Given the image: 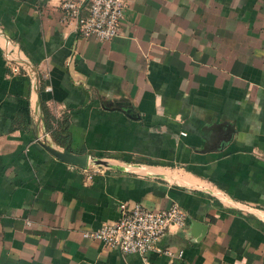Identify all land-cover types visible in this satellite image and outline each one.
<instances>
[{"label":"crops","instance_id":"crops-1","mask_svg":"<svg viewBox=\"0 0 264 264\" xmlns=\"http://www.w3.org/2000/svg\"><path fill=\"white\" fill-rule=\"evenodd\" d=\"M41 105L70 150L155 174L56 158L34 138L63 145ZM136 201L186 212L147 252L156 264H264V0H126L106 40L58 0H0V264H140L82 235Z\"/></svg>","mask_w":264,"mask_h":264},{"label":"built area","instance_id":"built-area-1","mask_svg":"<svg viewBox=\"0 0 264 264\" xmlns=\"http://www.w3.org/2000/svg\"><path fill=\"white\" fill-rule=\"evenodd\" d=\"M125 4L126 0H58L61 17L72 21L78 34L93 36L98 40H106L117 34ZM3 54L11 71L25 67L21 50L12 39H6ZM89 166L98 167L94 164ZM186 217V212L176 202L157 209L144 207L137 201L131 205L120 202L115 219L84 230L82 235L118 247L122 252L137 253L140 264H156L148 258L147 252L155 249V242L170 227L184 226ZM161 251L167 255L180 254L179 250L173 253L167 248Z\"/></svg>","mask_w":264,"mask_h":264},{"label":"water","instance_id":"water-1","mask_svg":"<svg viewBox=\"0 0 264 264\" xmlns=\"http://www.w3.org/2000/svg\"><path fill=\"white\" fill-rule=\"evenodd\" d=\"M42 132L43 135L41 137L38 136L36 131L34 132V138L42 147H44L50 154H52L56 158L77 165L81 168H87L89 164H94V165H101L104 167H109L119 170H124L127 168H135L136 170L140 169L149 174H155L142 167V165L139 163L125 162L118 164V163H113L112 161L106 158L90 154L88 152H74L68 148V142L63 143V145L58 147L57 145H54L51 139H49L45 128H43ZM188 221H189V230L191 231L192 229H194L196 232L198 231L194 235L196 236V238L203 235L206 228L205 223L191 217H188ZM116 248L119 250L118 247ZM119 264H125V263L123 262L122 259L119 258Z\"/></svg>","mask_w":264,"mask_h":264},{"label":"trees","instance_id":"trees-1","mask_svg":"<svg viewBox=\"0 0 264 264\" xmlns=\"http://www.w3.org/2000/svg\"><path fill=\"white\" fill-rule=\"evenodd\" d=\"M41 109L43 110V120L45 122V126L50 128V133L53 139L56 140L57 143H65V137L63 135V126H64V120H57V119H52L49 121L48 119L50 118L46 109L41 105Z\"/></svg>","mask_w":264,"mask_h":264}]
</instances>
